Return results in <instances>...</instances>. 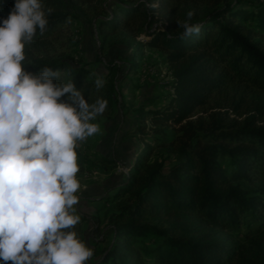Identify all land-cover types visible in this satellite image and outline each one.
Returning <instances> with one entry per match:
<instances>
[{
    "label": "trees",
    "instance_id": "1",
    "mask_svg": "<svg viewBox=\"0 0 264 264\" xmlns=\"http://www.w3.org/2000/svg\"><path fill=\"white\" fill-rule=\"evenodd\" d=\"M65 1L72 7L91 0ZM130 3L113 5L98 31L132 40L143 35L141 46L164 57L171 94L162 108L136 112V133L148 130L158 140L133 154L118 190L120 207L108 216L111 242L86 264H264L261 242L250 240L264 230V187L253 193L243 186L264 183V1ZM11 7L12 0H0V17ZM44 7L53 11L45 32L31 43L70 19L64 0H44ZM189 9L201 27L182 39L176 21ZM137 59L131 55L128 71ZM43 65L57 70L60 79H71L86 97L107 99L104 113L110 112L113 84L96 90L86 65L61 58L25 67L35 72ZM231 113L242 121L229 120ZM157 150L164 153L155 156ZM220 156L232 166L229 174L219 165ZM251 225L257 228L250 230ZM151 236L158 241L149 243Z\"/></svg>",
    "mask_w": 264,
    "mask_h": 264
},
{
    "label": "clouds",
    "instance_id": "2",
    "mask_svg": "<svg viewBox=\"0 0 264 264\" xmlns=\"http://www.w3.org/2000/svg\"><path fill=\"white\" fill-rule=\"evenodd\" d=\"M52 11L44 0H12L0 17V264H86L94 255L75 228L78 149L100 131L108 101L86 97L47 65L26 69L25 47ZM192 16L176 21L182 39L200 31ZM93 83L100 90L106 81Z\"/></svg>",
    "mask_w": 264,
    "mask_h": 264
},
{
    "label": "rangeland",
    "instance_id": "3",
    "mask_svg": "<svg viewBox=\"0 0 264 264\" xmlns=\"http://www.w3.org/2000/svg\"><path fill=\"white\" fill-rule=\"evenodd\" d=\"M225 1L237 6L239 0ZM249 1L258 3L264 0ZM119 2L129 4L130 0H91L72 7L64 0L69 21L59 26L52 35L25 47L27 65L71 58L86 65L95 77L102 75L105 84H113L115 90L110 112L97 118L100 131L80 142L78 149L81 165L78 175L83 187L78 193L77 209L81 220L76 227L80 229L86 245L93 249L94 255L90 260H97L111 242L112 223L108 221V216L120 207L123 197H117L118 190L131 168L133 154L158 140L148 130L143 134L136 133V112L162 108L171 94V76L164 57L155 49L141 46L146 40L143 35L132 40L123 33L111 36L99 33V21ZM131 55L138 57V63L128 71L127 62ZM242 118L232 113L229 115V120L241 122ZM158 152L164 153L157 150L155 156L159 155ZM218 163L227 174L231 172L232 166L226 157L220 156ZM243 186L254 193L257 187H264V183ZM244 228L241 225L240 229ZM256 228V225L249 227L250 230ZM263 237L264 230L253 234L250 240L261 242V248H264ZM235 240L239 243L243 241L240 236ZM157 241L151 236L148 242Z\"/></svg>",
    "mask_w": 264,
    "mask_h": 264
}]
</instances>
